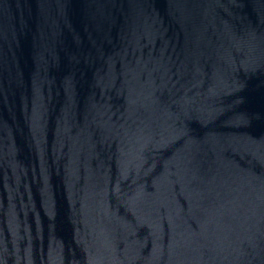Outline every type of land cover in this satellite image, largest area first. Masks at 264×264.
I'll use <instances>...</instances> for the list:
<instances>
[{"label":"water","instance_id":"obj_1","mask_svg":"<svg viewBox=\"0 0 264 264\" xmlns=\"http://www.w3.org/2000/svg\"><path fill=\"white\" fill-rule=\"evenodd\" d=\"M0 264H264V0H0Z\"/></svg>","mask_w":264,"mask_h":264}]
</instances>
